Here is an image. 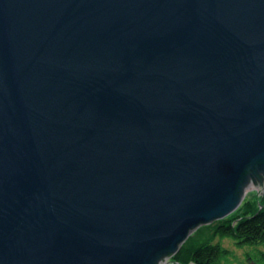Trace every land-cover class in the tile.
Wrapping results in <instances>:
<instances>
[{
    "label": "water",
    "instance_id": "obj_1",
    "mask_svg": "<svg viewBox=\"0 0 264 264\" xmlns=\"http://www.w3.org/2000/svg\"><path fill=\"white\" fill-rule=\"evenodd\" d=\"M264 194V0H0V264H171Z\"/></svg>",
    "mask_w": 264,
    "mask_h": 264
},
{
    "label": "trees",
    "instance_id": "obj_2",
    "mask_svg": "<svg viewBox=\"0 0 264 264\" xmlns=\"http://www.w3.org/2000/svg\"><path fill=\"white\" fill-rule=\"evenodd\" d=\"M249 196L228 217L197 229L172 256L171 264H220L232 254L223 245L224 238L239 247L264 245V194Z\"/></svg>",
    "mask_w": 264,
    "mask_h": 264
},
{
    "label": "rangeland",
    "instance_id": "obj_3",
    "mask_svg": "<svg viewBox=\"0 0 264 264\" xmlns=\"http://www.w3.org/2000/svg\"><path fill=\"white\" fill-rule=\"evenodd\" d=\"M256 192L258 191L255 188L251 189L248 191L246 197ZM222 243L232 251V254L224 258L220 264H264V256L262 255L264 245L239 247L229 238H224Z\"/></svg>",
    "mask_w": 264,
    "mask_h": 264
}]
</instances>
